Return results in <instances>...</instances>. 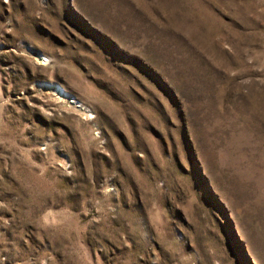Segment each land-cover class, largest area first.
Masks as SVG:
<instances>
[{"label":"rangeland","instance_id":"1","mask_svg":"<svg viewBox=\"0 0 264 264\" xmlns=\"http://www.w3.org/2000/svg\"><path fill=\"white\" fill-rule=\"evenodd\" d=\"M0 264H264V0H0Z\"/></svg>","mask_w":264,"mask_h":264}]
</instances>
